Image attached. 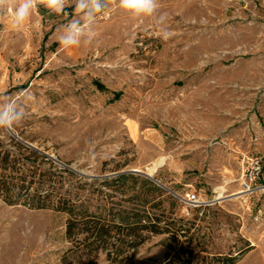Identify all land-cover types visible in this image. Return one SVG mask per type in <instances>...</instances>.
I'll return each mask as SVG.
<instances>
[{"label":"rangeland","instance_id":"374dc122","mask_svg":"<svg viewBox=\"0 0 264 264\" xmlns=\"http://www.w3.org/2000/svg\"><path fill=\"white\" fill-rule=\"evenodd\" d=\"M158 3L170 39L157 34L154 17L132 18L110 2L92 43L70 49L58 37L71 7L56 15L37 6L20 31L0 14V101L30 94L14 133L90 179L149 172L164 158L153 177L177 199L165 203L167 217L198 218L205 233L193 264L225 255L264 264V0ZM66 222L0 197V264H168L179 249L161 234L129 255L95 257V248L67 237Z\"/></svg>","mask_w":264,"mask_h":264},{"label":"trees","instance_id":"16d2710c","mask_svg":"<svg viewBox=\"0 0 264 264\" xmlns=\"http://www.w3.org/2000/svg\"><path fill=\"white\" fill-rule=\"evenodd\" d=\"M3 132L0 130V197L11 205L67 215V237L95 248V257L103 250L111 260L113 253L129 255L151 235L161 234L168 235L167 241L179 243L170 263L193 264L196 251H205V233L201 235L195 228L198 218L193 223L183 217L170 220L165 203L172 205L177 199L152 179L132 172L90 179L58 166L45 153ZM58 174L79 178V183L65 187ZM214 260L208 264H235L238 255Z\"/></svg>","mask_w":264,"mask_h":264},{"label":"clouds","instance_id":"9594fccd","mask_svg":"<svg viewBox=\"0 0 264 264\" xmlns=\"http://www.w3.org/2000/svg\"><path fill=\"white\" fill-rule=\"evenodd\" d=\"M110 2L117 3L119 9L135 19L155 18L159 27L157 33L168 40L174 32L163 27L168 19L166 13H159L158 0H0V14H10L12 29L20 31L30 20L37 6L44 7L50 14H65V9H73L72 19L62 28L58 37L60 46L70 49L82 43L91 44L97 33L94 25L109 7ZM31 99L25 93L22 98H10L0 101V130L13 132L26 119L28 112L26 102Z\"/></svg>","mask_w":264,"mask_h":264},{"label":"water","instance_id":"95a60500","mask_svg":"<svg viewBox=\"0 0 264 264\" xmlns=\"http://www.w3.org/2000/svg\"><path fill=\"white\" fill-rule=\"evenodd\" d=\"M10 133H11L12 135H14L15 137L19 138L18 135H16V134L14 133V131H13V132H10ZM19 140H22V139L19 138ZM23 142L26 143V144L29 145V146L34 147L31 143H28V142H25V141H23ZM125 172H132V173H140V174H143V175L147 176L148 178L152 179V180H153L154 182H156L158 185H160V186L164 187L165 189L169 190L168 187H166V186H165L164 184H162L160 181H158L157 179H155V178L153 177L152 174H150L149 172H145V171L139 170V169H129V170H124V171H120V172H115V173H112V174H110V175H106V177L115 176V175H118V174H121V173H125ZM231 197H233V195H232V196H226V197H224V198H222V197H217V198H215V199H214L213 201H211V202H217V201H220V200H222V199H228V198H231Z\"/></svg>","mask_w":264,"mask_h":264},{"label":"built area","instance_id":"2783aa9c","mask_svg":"<svg viewBox=\"0 0 264 264\" xmlns=\"http://www.w3.org/2000/svg\"><path fill=\"white\" fill-rule=\"evenodd\" d=\"M260 170H261V167H260L259 163H256V165H254L252 167L251 174H252L253 179H255L257 177V175L260 173ZM188 197H189V202H191V203H197L198 202V199H197V196L195 193L189 194ZM199 205L201 206V205H203V203L201 202V203H199Z\"/></svg>","mask_w":264,"mask_h":264},{"label":"bare ground","instance_id":"6f19581e","mask_svg":"<svg viewBox=\"0 0 264 264\" xmlns=\"http://www.w3.org/2000/svg\"><path fill=\"white\" fill-rule=\"evenodd\" d=\"M164 162V158L160 159L157 163H154V165L152 167H149V173L153 175V173L156 171L157 167H159L160 165H162ZM238 193V192H237ZM235 195V194H234ZM237 195V194H236Z\"/></svg>","mask_w":264,"mask_h":264}]
</instances>
